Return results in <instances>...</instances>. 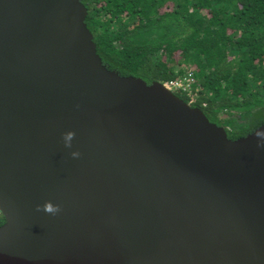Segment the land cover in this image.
Wrapping results in <instances>:
<instances>
[{
  "label": "water",
  "instance_id": "95a60500",
  "mask_svg": "<svg viewBox=\"0 0 264 264\" xmlns=\"http://www.w3.org/2000/svg\"><path fill=\"white\" fill-rule=\"evenodd\" d=\"M86 16L0 0V264H264V124L108 70Z\"/></svg>",
  "mask_w": 264,
  "mask_h": 264
},
{
  "label": "trees",
  "instance_id": "16d2710c",
  "mask_svg": "<svg viewBox=\"0 0 264 264\" xmlns=\"http://www.w3.org/2000/svg\"><path fill=\"white\" fill-rule=\"evenodd\" d=\"M102 64L147 85L193 72L195 101L231 141L264 124V0H81ZM3 218L0 216V226Z\"/></svg>",
  "mask_w": 264,
  "mask_h": 264
},
{
  "label": "built area",
  "instance_id": "2783aa9c",
  "mask_svg": "<svg viewBox=\"0 0 264 264\" xmlns=\"http://www.w3.org/2000/svg\"><path fill=\"white\" fill-rule=\"evenodd\" d=\"M194 84L193 72L188 70L184 75L178 77L175 80L163 83L162 86L168 91L175 93H185L189 98V102L193 103L196 98V94L193 92L192 86ZM1 216V214H0Z\"/></svg>",
  "mask_w": 264,
  "mask_h": 264
},
{
  "label": "clouds",
  "instance_id": "9594fccd",
  "mask_svg": "<svg viewBox=\"0 0 264 264\" xmlns=\"http://www.w3.org/2000/svg\"><path fill=\"white\" fill-rule=\"evenodd\" d=\"M73 135H74V133H72V132H69L65 135V137H64L65 145H67V143L72 140ZM71 155L73 157H78L80 154H79V152H72ZM41 210H43L46 213H51V214L55 215L56 213H58L60 211V208L58 205H54L51 202H46L42 206V208H41V206H37V211H41Z\"/></svg>",
  "mask_w": 264,
  "mask_h": 264
}]
</instances>
